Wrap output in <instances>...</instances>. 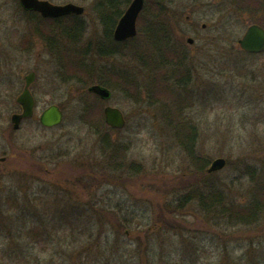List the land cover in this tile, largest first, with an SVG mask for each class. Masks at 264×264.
Returning a JSON list of instances; mask_svg holds the SVG:
<instances>
[{
    "label": "rangeland",
    "instance_id": "obj_1",
    "mask_svg": "<svg viewBox=\"0 0 264 264\" xmlns=\"http://www.w3.org/2000/svg\"><path fill=\"white\" fill-rule=\"evenodd\" d=\"M50 1L85 7L82 39L60 38L59 49H79L97 71L126 70L143 87L138 101L115 88L104 101L65 80L60 52L20 1L0 0V264H264V214L235 223L193 197L209 184L242 205L264 197V52L251 57L238 43L251 23L264 26V0L251 13L237 0H173L172 38L189 83L160 68L169 96L147 91L149 71L131 43L122 56L96 54L98 0ZM32 70L35 116L15 130ZM50 104L64 111L55 127L39 120ZM107 105L123 110L124 128L106 124ZM192 126L191 154L179 137ZM219 157L226 166L209 173Z\"/></svg>",
    "mask_w": 264,
    "mask_h": 264
},
{
    "label": "trees",
    "instance_id": "obj_2",
    "mask_svg": "<svg viewBox=\"0 0 264 264\" xmlns=\"http://www.w3.org/2000/svg\"><path fill=\"white\" fill-rule=\"evenodd\" d=\"M130 1L98 0L95 3L94 8L104 29L103 40L97 43L96 46V54L105 58L122 56L125 54L124 46L131 43V51L145 66V69L149 71L147 91L151 94L158 91L160 93L165 92L163 95L169 96V92L165 89V86L162 87L163 83L156 76L157 70L160 68L170 69V79L173 78L178 85L185 86L189 83V78L185 81V78L180 76L187 75V72H184V66L179 57V49L175 47L172 38L174 17L171 10L173 0H146L144 10L138 21V34L136 37L125 42H117L113 38V32ZM257 5V0H237L235 3L236 9L241 13H251L257 9ZM27 13L36 23V31L44 37H49L52 50L60 52L62 64L60 73H62L65 80L74 81L77 79L89 86L93 83H99L109 88L122 89L121 91L127 97L138 101L143 86L128 71H114V69H99L100 71H97L95 66L87 61L89 55L85 58L82 56L84 52H80L79 49L74 48V50H71L72 48H69L66 51L64 48L59 49V41H62L60 38L67 39L72 44L80 42L86 30L85 22L81 16L68 15L60 18H43L37 12ZM89 50V48H86L85 53H89ZM246 54L251 57L258 55ZM65 71L68 75L64 74ZM96 97L98 98V96ZM86 113L91 114L92 108L86 107ZM191 129L188 133L182 131V136L179 139L187 152L192 154L196 134L193 126ZM183 135L185 138H182ZM105 144L106 146L110 144L107 136H105ZM193 197L199 198L205 210L225 215L234 220L235 223H251L264 214V197L258 194H253L248 202L249 204L242 205L232 199L227 200L225 194L217 189L214 184H209L205 186L204 191L195 192Z\"/></svg>",
    "mask_w": 264,
    "mask_h": 264
},
{
    "label": "water",
    "instance_id": "obj_3",
    "mask_svg": "<svg viewBox=\"0 0 264 264\" xmlns=\"http://www.w3.org/2000/svg\"><path fill=\"white\" fill-rule=\"evenodd\" d=\"M25 10L37 11L43 17L56 18L69 14L81 15L85 11V7L67 2L56 4L49 0H19ZM145 6V0H131L124 14L119 19L115 30L114 39L116 41H125L134 37L137 32L138 19ZM205 26V25H204ZM188 42L193 43L194 38L188 37ZM241 48L252 53H260L264 51V27L259 24L250 25L243 36L239 39ZM36 78V72L31 71L25 76L26 84L23 91L18 95L17 102L22 107V112L12 114L11 120L14 128L19 129L23 119H28L34 116L36 99L30 89L31 84ZM89 91L99 95L102 99L111 97V90L100 84H93L89 87ZM106 123L116 129H122L126 125L124 112L117 106L107 105L104 108ZM63 110L57 104H51L46 107L41 115L40 122L43 126L54 127L59 125L63 120ZM227 164V159L219 157L214 159L207 171L209 173L223 169Z\"/></svg>",
    "mask_w": 264,
    "mask_h": 264
},
{
    "label": "flooded vegetation",
    "instance_id": "obj_4",
    "mask_svg": "<svg viewBox=\"0 0 264 264\" xmlns=\"http://www.w3.org/2000/svg\"><path fill=\"white\" fill-rule=\"evenodd\" d=\"M17 112H22V108H21V110H20V111H17ZM24 121H25V120H24ZM24 121H23V122H24ZM23 122H22V123H23ZM21 126H22V124H21ZM20 128H21V127H20ZM6 158H7L6 156H2V157L0 158V162H3V161H5V160H6ZM0 172H1V170H0Z\"/></svg>",
    "mask_w": 264,
    "mask_h": 264
}]
</instances>
